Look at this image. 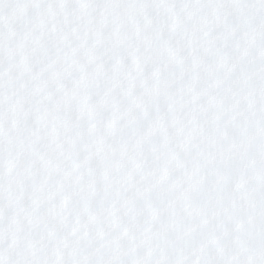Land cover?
<instances>
[{
    "label": "snow or ice",
    "instance_id": "snow-or-ice-1",
    "mask_svg": "<svg viewBox=\"0 0 264 264\" xmlns=\"http://www.w3.org/2000/svg\"><path fill=\"white\" fill-rule=\"evenodd\" d=\"M0 264H264V0H0Z\"/></svg>",
    "mask_w": 264,
    "mask_h": 264
}]
</instances>
